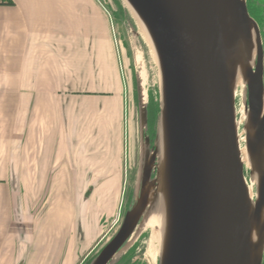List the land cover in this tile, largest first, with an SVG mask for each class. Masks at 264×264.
<instances>
[{"label":"crops","instance_id":"obj_1","mask_svg":"<svg viewBox=\"0 0 264 264\" xmlns=\"http://www.w3.org/2000/svg\"><path fill=\"white\" fill-rule=\"evenodd\" d=\"M5 1V0H0ZM0 3V264H77L121 210L126 103L100 0Z\"/></svg>","mask_w":264,"mask_h":264},{"label":"water","instance_id":"obj_2","mask_svg":"<svg viewBox=\"0 0 264 264\" xmlns=\"http://www.w3.org/2000/svg\"><path fill=\"white\" fill-rule=\"evenodd\" d=\"M128 1L148 27L162 68L172 204L169 250L162 264H262L263 252L256 262L250 259V205L225 45V29L232 43L249 41L254 28L257 59L247 76L256 132L249 149L262 157L264 48L246 0ZM155 157L144 167L138 203L92 264H110L135 232L148 206L146 185ZM263 207L264 169L254 211L258 219Z\"/></svg>","mask_w":264,"mask_h":264},{"label":"rangeland","instance_id":"obj_3","mask_svg":"<svg viewBox=\"0 0 264 264\" xmlns=\"http://www.w3.org/2000/svg\"><path fill=\"white\" fill-rule=\"evenodd\" d=\"M100 1L112 21L111 26L114 35L115 51L119 59V67L122 70V76L124 77L123 88L126 103L127 125L126 166L124 175L125 189L123 192L121 210H119L118 214L109 222L100 239L95 241L91 247L88 248L84 257L80 259L77 264H92L103 247L118 232L126 213L133 209L138 203L141 196L144 167L147 163V159L150 158L153 153H156L159 125L162 121L163 76L161 63L160 59H158L159 62H157L145 38L137 17V15H139L138 12L128 0ZM257 24L260 29L264 48V27L261 24L259 25L258 22ZM137 59H140L141 65H139ZM256 59L257 43L255 48L254 67L256 65ZM140 73L143 74L145 80L146 114L144 109H142L141 103L142 100L138 79ZM149 101H151L152 111L159 104L160 113L155 117L156 119L153 117V113L150 112L149 114ZM150 116L152 121L155 119L153 122L154 128H151L149 124ZM262 151V157L264 159V147ZM156 165L157 157H155L152 167L151 178L146 185V190L150 188L149 193L156 181ZM244 171L249 179L250 170L245 167ZM150 236V230L142 232L127 249L123 251L120 250L121 252H118L110 264H162L158 256L152 259L149 255L148 244Z\"/></svg>","mask_w":264,"mask_h":264},{"label":"bare ground","instance_id":"obj_4","mask_svg":"<svg viewBox=\"0 0 264 264\" xmlns=\"http://www.w3.org/2000/svg\"><path fill=\"white\" fill-rule=\"evenodd\" d=\"M145 38L151 47L153 54L159 62L158 51L153 37L143 19L137 15ZM223 17L224 28L226 27ZM256 33L252 28V38L247 41L244 38H236L230 42L231 34L225 29V45L227 53V67L231 78L233 98L235 105L236 126L238 131V142L241 161L244 167L250 170V178L245 175L247 194L250 205V243L252 262L261 258L264 247V207L260 219L255 217V207L259 201L260 179L264 169V160L260 155H253L249 149V142L255 136L256 127L251 122L250 109L248 105V82L247 71L254 67ZM141 65L140 59H137ZM142 109L146 108L145 80L142 73L139 77ZM157 153V177L150 190L147 209L127 244L121 251L127 249L133 241L144 231L150 230L151 236L148 246L150 257L158 256L159 261L164 263L170 243L172 224V204L170 193V171H169V140L167 127L163 119L159 125L158 138L156 143ZM150 189V188H149ZM120 251V252H121Z\"/></svg>","mask_w":264,"mask_h":264},{"label":"trees","instance_id":"obj_5","mask_svg":"<svg viewBox=\"0 0 264 264\" xmlns=\"http://www.w3.org/2000/svg\"><path fill=\"white\" fill-rule=\"evenodd\" d=\"M8 2H10V1H8ZM8 2L6 0L0 1V3H8ZM247 6H248V10H249L250 15L259 23V25L261 24L264 27V0H247ZM262 26H261V28H262ZM148 110H149V114H150V112L153 113V117L155 118L160 113L159 104L152 111L151 101H149ZM154 120L152 121L151 116H150L149 124H150L151 128H154V123H153ZM263 264H264V260H263Z\"/></svg>","mask_w":264,"mask_h":264}]
</instances>
